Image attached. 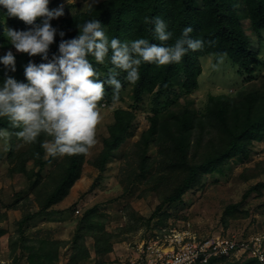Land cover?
Listing matches in <instances>:
<instances>
[{
	"label": "trees",
	"instance_id": "obj_1",
	"mask_svg": "<svg viewBox=\"0 0 264 264\" xmlns=\"http://www.w3.org/2000/svg\"><path fill=\"white\" fill-rule=\"evenodd\" d=\"M241 4L243 10L240 9ZM155 17L162 18L172 34L171 39L165 42L167 46L181 37L186 26L193 28L191 38L203 40L205 46L198 51L189 50L180 63L157 66L142 62L140 79L133 85L134 103L129 108L115 109L114 120L108 126L107 135L103 136L102 148L91 159L102 173L117 160H112L114 157H123L126 162L120 167V181L125 183L126 190L143 177L148 187L160 195L161 201L154 215L147 219L148 224L160 211L159 222H164L169 216L166 207L183 203L188 191L204 186L207 174L230 167L234 157H248L254 141L264 138V74L259 84H249L255 79L258 67L264 65V59L260 55V46L253 48L243 23L244 19L248 20L256 42L263 43L264 0H202L200 5L196 0H100L85 11L50 22L58 31L55 42L50 45L49 59L53 54H59V31L65 32L63 39H71L82 31L88 20H100L110 40L118 38L121 42H131L144 38L150 43L160 44L153 31ZM39 22L40 18L37 19ZM28 27L18 18L8 17L7 10L0 5V56L13 47L4 36L7 28L26 30ZM211 53H226L244 78V86L230 94L211 93L206 103L197 107L189 96L198 88L199 76L203 72L200 57ZM13 54L17 70L14 73L9 71L8 75L18 81L26 82L24 66L29 60L46 62L40 55L30 57L17 51ZM88 59L101 74L99 78L106 79L112 67L109 61L98 64L94 57L89 56ZM5 71L0 64V85ZM125 75L122 72L118 77L122 83L127 82ZM146 96L152 102L150 125L130 148L122 150V144L133 132L136 109L141 107ZM181 96L188 99L185 106L177 110L172 105ZM104 99L112 101V89L107 85ZM0 130L18 132L20 129L12 128L8 119L3 117L0 118ZM48 138L42 134L35 143L22 149L13 144L5 155L11 163L10 172L21 173L29 181L28 193L34 194L39 206L36 212L26 210L18 220L17 235L9 240L13 257L10 264H22L24 261L28 264H60L63 249L70 250L66 264H83L92 256L87 238L94 239L96 255L103 257L112 251L114 234L107 230L106 213L97 205L87 208L79 217L70 239L31 237L27 234L30 219L36 213L50 211L70 194L72 186L82 176L88 155L46 157L41 144ZM152 143L156 146L154 155L150 153ZM35 153L40 154L39 158ZM262 174L264 159L245 167L240 177L248 180ZM263 190L264 180H259L244 191L243 198L255 191L261 194ZM9 206L12 208L14 204ZM248 215V210L241 208V201H230L225 205L222 221L227 224ZM6 231L0 228V236ZM245 235L248 236L242 234L239 237ZM102 262L98 261L104 264ZM207 264L264 263L245 254L235 262L213 257Z\"/></svg>",
	"mask_w": 264,
	"mask_h": 264
},
{
	"label": "rangeland",
	"instance_id": "obj_2",
	"mask_svg": "<svg viewBox=\"0 0 264 264\" xmlns=\"http://www.w3.org/2000/svg\"><path fill=\"white\" fill-rule=\"evenodd\" d=\"M98 1L100 0H49L48 7L52 10L63 5V16H71L87 10ZM196 3L200 5L202 0H196ZM243 8L241 4L240 9L243 10ZM63 16L50 22H57ZM243 23L247 34L250 35L253 48L257 49L260 46V55L264 59V41L257 43V38L251 34L249 29V21L244 19ZM124 42H129V40ZM9 50L16 52L14 47H10ZM218 56V54L211 53L200 57L203 72L199 76L198 88L189 96L195 101L197 107L203 106L211 93L230 94L244 86V78L230 58L226 56L223 63H219ZM258 68L255 79L249 84L261 82L264 65H260ZM123 85L120 99L116 103L105 99L100 102L103 120L98 125L97 143L87 155L81 178L75 182L70 194L63 201L54 205L50 211L36 213V216L30 219L29 229L26 230L27 234L31 237L40 235L70 239L74 234L79 217L87 208L97 205L98 209L106 213V228L114 234L113 247L108 255L100 257L95 253L94 239L87 238L92 256L83 264H99L98 261L101 260L104 264H123V262L126 264V259L134 246L161 227L183 228L187 226L204 235L217 232L238 236L242 234L264 235V190L261 194L255 191L246 199L243 198V193L249 186L259 180H264V174L248 180H243L240 177L245 167L252 166L257 161L264 159V138L254 141L248 157H234L231 159L230 167L225 168L222 172L207 174L204 178V186L188 191L184 195L183 203L178 206L166 207L169 216L161 223L159 216L162 211L156 213L150 224L147 222V219L154 215L161 198L156 191L148 187V184L143 181V177L137 179L128 190L125 188V183L120 181L122 177L120 167L126 162L123 157H114L112 160H117L111 162L104 172H99L98 168L91 163V159L102 148V139L107 135L108 126L114 120L115 109L118 107L129 108L134 103L133 84L125 82ZM187 99L186 96H181L177 103L172 105L173 108L182 109ZM143 102L141 107L136 109L137 117L133 132L122 144V150L130 148L132 143L140 137L141 132L150 125L149 116L152 102L149 96H146ZM8 132L7 143L3 138H0V228L7 230L0 236V264L13 262L9 240L17 235L18 220L22 218L26 210L36 212L39 208L34 194L28 193L29 181L21 173L12 174L9 169L11 163L5 157L11 145L15 144L17 149H22L29 144L19 139L16 136L17 132ZM50 139L48 138V140ZM150 153L156 154V146L153 143ZM31 165L30 162L29 166ZM230 201H241V208L247 209L249 215L246 218L230 220L225 224L222 221V216L225 205ZM11 203L14 204L12 208L9 206ZM69 253V249H63L60 264L67 263ZM233 261L235 262L237 259ZM22 264L28 263L24 261Z\"/></svg>",
	"mask_w": 264,
	"mask_h": 264
},
{
	"label": "clouds",
	"instance_id": "obj_3",
	"mask_svg": "<svg viewBox=\"0 0 264 264\" xmlns=\"http://www.w3.org/2000/svg\"><path fill=\"white\" fill-rule=\"evenodd\" d=\"M0 5L7 10L8 17L18 18L30 26L26 30L7 28L4 36L8 42L19 53L30 57L40 55L46 61L29 60L24 66L26 82H23L8 75L9 71L17 70L13 52L8 50L0 56V64L6 70L0 85V118L6 117L12 128L20 129L16 136L25 143H35L42 134L50 137L41 144L46 157L89 153L97 143V128L103 120L100 102L105 97L106 85L112 89V101L116 103L124 86L118 78L122 72L126 74L125 80L134 85L140 79L142 62L157 66L180 63L189 50L198 51L205 46L203 40L191 38V26H186L181 37L167 46L165 42L172 34L160 17L152 21L160 44L144 38L131 42L110 40L100 20H88L82 31L71 39H63L66 34L59 31V54L49 59L50 45L55 42L58 31L50 21L64 15V6L50 10L49 0H0ZM89 56L98 64L109 61L112 67L106 79L99 78L101 74ZM225 57L226 53L219 55V63ZM0 138L7 143L9 132L0 130ZM35 156L39 158L40 154ZM260 259L264 261V256Z\"/></svg>",
	"mask_w": 264,
	"mask_h": 264
},
{
	"label": "built area",
	"instance_id": "obj_4",
	"mask_svg": "<svg viewBox=\"0 0 264 264\" xmlns=\"http://www.w3.org/2000/svg\"><path fill=\"white\" fill-rule=\"evenodd\" d=\"M245 254L264 263L260 259L264 256V235H204L187 226H169L154 230L138 242L126 264H207L213 257L238 260Z\"/></svg>",
	"mask_w": 264,
	"mask_h": 264
}]
</instances>
